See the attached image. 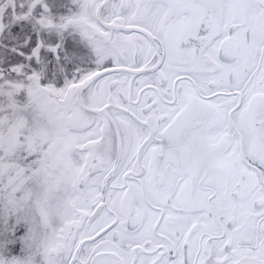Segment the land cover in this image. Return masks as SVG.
<instances>
[{"label":"snow or ice","instance_id":"obj_1","mask_svg":"<svg viewBox=\"0 0 264 264\" xmlns=\"http://www.w3.org/2000/svg\"><path fill=\"white\" fill-rule=\"evenodd\" d=\"M0 264H264V0H0Z\"/></svg>","mask_w":264,"mask_h":264}]
</instances>
